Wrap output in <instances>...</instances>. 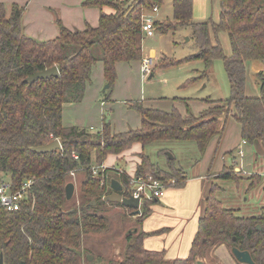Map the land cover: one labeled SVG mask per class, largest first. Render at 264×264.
<instances>
[{"label":"trees","instance_id":"trees-1","mask_svg":"<svg viewBox=\"0 0 264 264\" xmlns=\"http://www.w3.org/2000/svg\"><path fill=\"white\" fill-rule=\"evenodd\" d=\"M163 3L164 0H85L84 7H110L114 13L102 12L98 26L88 25L84 30L68 29L58 21V36L46 41L25 33V7L0 3V176L9 177L17 186L26 179L34 182L33 196L20 211L9 214L0 210V257L4 264H78L72 249L80 250L85 235L103 231L108 224L105 216L91 212L90 202L108 204L104 198L112 193L113 179L124 187L123 196L132 193L130 176L125 172L105 169L94 176L93 168L103 165L109 155H120L140 144L141 163L134 175L152 176L168 188H183L188 173L175 166L176 158H167L163 168L146 153L147 147L160 141L193 142L198 152L194 167L215 139L219 145L230 118L240 124L243 141H260L264 145V0H220L218 22H195L194 0H173L172 19L156 22V30L163 34L189 29L197 52L187 62L202 61L206 67L190 83L205 79L214 60L223 61L231 86L228 99L212 101L215 106L198 115L189 111L183 115L177 108H146L135 102L132 108L140 114L141 126L124 133L114 132L107 120L99 131L63 125L64 106L83 100L96 64H103L106 85L112 91L117 80L116 65L142 60V17L155 7L160 9ZM220 32L228 35L230 56L225 55L220 44ZM250 62L263 65L256 75L260 88L257 97L246 94ZM180 63L163 56L155 69ZM54 66L60 77L28 82L36 73ZM110 97L111 94L106 100ZM221 117L225 118L223 123ZM56 139L61 149L34 151ZM72 173L83 174L81 191L87 201L79 209L80 216L76 208L68 207L66 199L65 187ZM238 175L235 167H229L215 180L235 181ZM250 179L249 189L254 190L262 177L253 174ZM172 180L176 181L174 185L170 184ZM218 191L214 183L186 259L167 260L164 252L145 249L144 240L150 234L139 229L138 234L128 236L123 264H196L207 252L222 245L248 251L255 264H264V207L257 216H238L217 198ZM158 202L142 204L140 227Z\"/></svg>","mask_w":264,"mask_h":264},{"label":"crops","instance_id":"crops-1","mask_svg":"<svg viewBox=\"0 0 264 264\" xmlns=\"http://www.w3.org/2000/svg\"><path fill=\"white\" fill-rule=\"evenodd\" d=\"M84 1L0 0V3L8 6L17 4L18 6L25 7L23 16L25 33L37 40L46 41L58 36V21L68 29L84 30L88 25L92 27L98 26L102 12L108 14L114 13V10L110 7H104L103 9L84 7ZM159 10L161 18L165 19L162 7ZM159 15L156 18V22H160L158 20L160 18ZM168 19L166 18V20ZM166 20H162L161 23H165ZM156 33L161 34V43L165 41L169 33L173 34V32L163 34L158 29ZM144 42L143 58L146 57ZM156 55L155 50L150 51V56L156 58ZM163 56L170 58L165 53H162L161 57ZM247 68L248 70L251 68V70L259 73L263 70V65L259 62H250L247 64ZM116 69L117 80L112 89L110 99L106 100L108 95L107 90H105L106 81L103 64L98 63L94 66L91 82L86 88L83 100L80 103L66 104L63 108L62 121L65 127L76 126L99 131L103 127L104 120H107L116 133H124L140 128L141 116L132 108V105L135 102L142 103L143 101L141 99L130 101L128 96L134 95V81L139 79V77L142 78L141 61L131 64L118 63ZM173 99L174 101L169 102L171 105L163 107L164 109L158 108V102L154 103L155 107H149V104L145 107L163 111H171L174 108H178L181 114L185 115V109H181V107L184 108L183 103L181 104L179 101L181 98L175 97ZM185 100L191 101V106L195 108L196 115L207 110L210 106L208 99V101L203 98L194 100L187 98ZM217 147L218 149L216 150ZM240 149L243 150L242 158L239 156ZM142 151V146L135 144L131 149L120 155H109L103 165L106 169L113 172L120 170L130 176L134 175L141 163L140 153ZM120 163L121 165L118 166ZM197 166L201 168V172L188 176V180L183 188H168L163 198L152 206V214L144 220L141 226L144 232L150 234L144 240L145 249L164 252L167 260L186 259L189 256L191 245L198 229V222L204 215L205 200L211 186L214 184L213 179L222 173L225 168L235 167L236 172H242L245 175L256 174L264 178V145L260 141H255L254 143L244 142L241 136L240 124L230 118L227 121L226 129L219 145L218 139H215L208 147L202 161L195 167ZM169 214H172L173 217H169ZM190 215L192 217L189 221L195 220V226L191 235L185 239L183 234L189 224L186 218ZM165 217L171 220L168 222L172 225L165 223V221L163 222V218ZM181 226H183V231L180 232V237L185 241L179 242L177 245L174 243L167 246L166 239L175 231V227L179 228ZM181 246L186 247L185 252L180 253Z\"/></svg>","mask_w":264,"mask_h":264},{"label":"rangeland","instance_id":"rangeland-1","mask_svg":"<svg viewBox=\"0 0 264 264\" xmlns=\"http://www.w3.org/2000/svg\"><path fill=\"white\" fill-rule=\"evenodd\" d=\"M162 12L165 19L161 18L159 15L160 10L155 15V18H158V15L160 16L158 19L160 21L159 23H161L162 20H166V18L172 19L173 0H164ZM219 15L220 0H194L195 21L205 22L213 20L214 22H218ZM219 41L225 55L230 56L232 51L228 35L224 32H220ZM151 50H155L157 53L156 64L159 63L162 53L169 56V60L174 59L181 63L167 69H154V76L150 80L149 77H139V79H136L134 81V95L128 96L130 101L141 99V101L144 102H142L143 105L145 104L144 106H148L149 104V107H155L154 103L158 102V108L164 109L163 107H169V105H171L169 102L174 101L173 98L177 97L181 98L179 101L181 104L183 103L184 106V108L181 107V109H185V113L189 111L196 115V110L191 106V101H186L185 99L191 98L194 100L203 98L206 101H210L209 108H212L215 106L212 100L224 101L229 98L231 86L225 71L224 63L220 59L214 60L212 70L205 79L196 83H190L192 79L199 78L203 72L206 71V67L202 61L187 62V59L197 52L195 42L190 39V31L188 28L178 29L175 33L173 32V34L169 33L162 43L161 34L159 33H155V36L151 38L146 37L144 42L145 56H150ZM256 75L257 73L254 70H251V68L248 70L247 68L246 94L248 97L259 95L260 88L259 83L256 82ZM220 119L222 123L225 121L224 117ZM158 151H160V153ZM146 153L154 162L159 163L163 168H166L169 155H173V158H176L175 166L182 167L188 173V176L201 172L200 167H193L194 160L197 159L198 156L197 149L193 142L160 141L147 147ZM120 165L121 163L118 164V166ZM236 173L239 175L236 177L235 181H217L215 178L213 179L214 183L217 184L219 188L217 198L222 201L226 208L235 210L238 216H257L264 207V178L262 177L261 183L255 190H250L249 187L252 184L250 178L253 174L245 175L242 174V172ZM112 177H115V175H112ZM82 178L83 174L81 173L76 176L71 175L69 178L70 182L75 184L76 192L74 197L69 201L68 207L76 208L78 211L81 205L87 201V199L83 198L81 191L80 183ZM90 205L93 207L91 212L105 216L108 220V224L105 230L98 233H89L83 237L80 249L83 250L85 254L90 253L95 259L93 262L80 259L79 262L80 264H101L100 257L107 262L109 259L116 257L121 248L126 247L125 236L129 230H133L134 228L138 230L141 229L138 223L139 216L132 215L131 210L116 203L97 204L91 201ZM81 213L82 212L79 211L78 216H80ZM168 216L173 217L172 214ZM191 217L190 215L186 219L189 221ZM166 218L167 217L163 218V222L169 223L168 221L171 220ZM194 226L195 220L192 219L189 221L183 234L185 239L191 235ZM174 230L175 231L170 237L166 239L167 246L174 243L177 245L179 242L185 241L180 237L183 226L179 228L175 227ZM227 248H219L216 256L212 254L213 250H210L207 252V259L201 258L198 262L202 264H241L232 255L231 248L228 246ZM185 249L186 247L184 248V246H181L180 253L185 252ZM106 262L105 264H107Z\"/></svg>","mask_w":264,"mask_h":264},{"label":"built area","instance_id":"built-area-1","mask_svg":"<svg viewBox=\"0 0 264 264\" xmlns=\"http://www.w3.org/2000/svg\"><path fill=\"white\" fill-rule=\"evenodd\" d=\"M159 8L155 7L152 12L144 14L142 17V33L144 37H153L156 33V18ZM156 66V58L153 56H146L141 60L142 77H151ZM245 142V141H244ZM239 156L243 157V150L240 149ZM74 158L78 156L74 154ZM105 166H96L93 168L94 176H98L100 172L105 170ZM119 171L122 174L123 171ZM75 175L74 173L71 174ZM176 183L175 180L170 182L171 185ZM33 180L26 179L18 186L15 185L9 177L0 176V210L12 214L20 211L24 205L29 203L33 196ZM131 194L140 198L141 206L145 201L161 200L168 189V187L160 180L152 176H130Z\"/></svg>","mask_w":264,"mask_h":264},{"label":"water","instance_id":"water-1","mask_svg":"<svg viewBox=\"0 0 264 264\" xmlns=\"http://www.w3.org/2000/svg\"><path fill=\"white\" fill-rule=\"evenodd\" d=\"M51 77H60V72L57 66H54L52 68L36 73L34 76L28 79V82L32 84L36 82L37 80L48 79ZM150 78H152V76ZM105 90H107V95L109 97L112 92L109 89V85L105 86ZM61 148H62L61 142L58 139H56L50 144H48L47 146L35 148L34 151L39 152V153H48L54 150H59ZM169 159L172 160L173 156L169 155ZM110 188L112 190V193L104 198L105 203L121 204L125 208L132 210L133 215H136V216L141 215L140 198L135 197L133 195H129L127 197L123 196L122 192L124 191V187L116 179L111 180ZM65 191H66V199L67 201H70L74 197L75 192H76L75 184L73 182H69L65 187ZM258 229L260 230L261 228L258 227ZM72 251L77 252L74 249H72ZM232 254L236 258V260L241 264H255L248 251H241L238 248H232ZM0 264H4L2 256L0 257ZM22 264H26V263H22Z\"/></svg>","mask_w":264,"mask_h":264},{"label":"flooded vegetation","instance_id":"flooded-vegetation-1","mask_svg":"<svg viewBox=\"0 0 264 264\" xmlns=\"http://www.w3.org/2000/svg\"><path fill=\"white\" fill-rule=\"evenodd\" d=\"M121 205V204H120ZM135 234H138V229L137 228H134L133 230H129L125 236V241H126V244H127V239H128V236L129 235H135ZM221 247H224V248H227L226 245H222V246H219L217 248H215L212 252V254H214L216 256L219 248ZM126 248V247H125ZM125 248H121V250L118 252L117 256L114 257L113 259H109L107 262L105 260H103V258L100 257V262L101 264H105V262L107 264H123V262L125 261ZM228 249V248H227ZM77 252H73L74 254H76L78 257H77V260H78V264H80V259H85V261H88V262H93L94 261V256H92L90 253H86L83 251V250H76ZM231 253H232V249H231ZM208 255V254H207ZM207 255H205L202 259H207ZM233 255V254H232ZM91 258V260H90ZM235 258V257H234ZM201 259V258H200ZM236 259V258H235ZM173 261V260H172ZM196 264H202V263H199L198 261L196 262ZM209 264H212V263H209Z\"/></svg>","mask_w":264,"mask_h":264}]
</instances>
